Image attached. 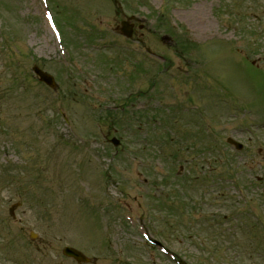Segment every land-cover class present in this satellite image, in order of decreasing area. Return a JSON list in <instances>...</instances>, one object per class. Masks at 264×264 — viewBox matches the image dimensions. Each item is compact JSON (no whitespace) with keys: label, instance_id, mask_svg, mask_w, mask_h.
Segmentation results:
<instances>
[{"label":"rangeland","instance_id":"374dc122","mask_svg":"<svg viewBox=\"0 0 264 264\" xmlns=\"http://www.w3.org/2000/svg\"><path fill=\"white\" fill-rule=\"evenodd\" d=\"M46 1L0 0V264H264V0Z\"/></svg>","mask_w":264,"mask_h":264},{"label":"water","instance_id":"95a60500","mask_svg":"<svg viewBox=\"0 0 264 264\" xmlns=\"http://www.w3.org/2000/svg\"><path fill=\"white\" fill-rule=\"evenodd\" d=\"M121 24H122V28H121L122 33L126 36H131V26L128 25L126 22H122ZM34 71L40 76V79L42 81H44L46 84H48L50 86H54V81H53L51 76H49L48 74H45L44 72H42L38 69H34ZM111 142L114 145L118 144V140H116L115 138H113L111 140ZM236 146H238V145L236 144ZM63 253L66 256L74 258L78 262H85L88 260L85 256L82 255V253H80L79 251H77L73 248H70V247H64Z\"/></svg>","mask_w":264,"mask_h":264}]
</instances>
